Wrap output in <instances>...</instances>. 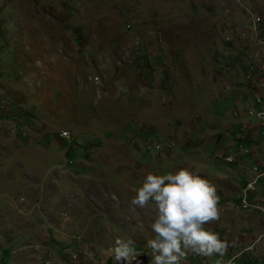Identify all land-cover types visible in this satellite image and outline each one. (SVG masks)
<instances>
[{"label": "rangeland", "instance_id": "rangeland-1", "mask_svg": "<svg viewBox=\"0 0 264 264\" xmlns=\"http://www.w3.org/2000/svg\"><path fill=\"white\" fill-rule=\"evenodd\" d=\"M246 108L264 111V0H0V117L19 120L0 123V264H117V237L149 264L154 204L130 200L179 168L215 187L203 227L227 245L180 264H264Z\"/></svg>", "mask_w": 264, "mask_h": 264}, {"label": "clouds", "instance_id": "clouds-1", "mask_svg": "<svg viewBox=\"0 0 264 264\" xmlns=\"http://www.w3.org/2000/svg\"><path fill=\"white\" fill-rule=\"evenodd\" d=\"M60 138L69 139V135L64 138L60 134ZM134 192L131 205L143 208L149 200L154 204L155 215L150 223L153 236L146 240L151 250L149 264H180L186 250L223 256L225 241L203 227L218 218L216 189L207 180L187 168L163 175L147 173ZM131 244L130 239L115 238L110 252L117 264L136 260Z\"/></svg>", "mask_w": 264, "mask_h": 264}, {"label": "built area", "instance_id": "built-area-1", "mask_svg": "<svg viewBox=\"0 0 264 264\" xmlns=\"http://www.w3.org/2000/svg\"><path fill=\"white\" fill-rule=\"evenodd\" d=\"M250 58H254V56L250 57ZM251 100H260V97L253 96V98ZM246 112L248 114V117H262L264 116V113H261V110H249V108H246ZM255 137L259 138L260 140L264 141V127H258L257 132L255 133ZM61 136L66 138L68 137V133L63 132L61 133ZM241 150V154L244 155L245 157H247L248 160V170H249V177L251 178V181H248L242 191V194L240 195V202L239 205L241 207V205H248V210L251 209V204L250 202L247 200V194L248 191H250L253 186L258 182V180L260 179H264V163L263 164H257V165H250V156L253 155L254 153V144L253 143H249L248 145L245 144L243 146L240 147ZM256 154V153H255ZM229 161H233L232 158H230Z\"/></svg>", "mask_w": 264, "mask_h": 264}, {"label": "crops", "instance_id": "crops-1", "mask_svg": "<svg viewBox=\"0 0 264 264\" xmlns=\"http://www.w3.org/2000/svg\"><path fill=\"white\" fill-rule=\"evenodd\" d=\"M4 83V82H3ZM4 117H0V123H9V122H12V121H16V122H18L19 120H13V119H11V118H7V117H5L6 119H3ZM254 121L257 123V125L259 126V122L256 120V119H254ZM12 124H13V122H12ZM12 126V125H11ZM13 127V126H12ZM250 140L251 141H254L255 139H254V137L252 136L251 138H250ZM257 140H259V141H257ZM262 140H260L259 138H257L256 139V142H251V143H253L254 144V146L255 147H257V145H258V142H261ZM264 142V141H263ZM259 148L257 147V150H258ZM254 151H255V153H256V155H252V156H257V159H258V157H260L259 156V154L260 153H258V152H256V150L254 149ZM261 153H263L262 151H260ZM258 153V154H257ZM252 159V158H251Z\"/></svg>", "mask_w": 264, "mask_h": 264}, {"label": "bare ground", "instance_id": "bare-ground-1", "mask_svg": "<svg viewBox=\"0 0 264 264\" xmlns=\"http://www.w3.org/2000/svg\"><path fill=\"white\" fill-rule=\"evenodd\" d=\"M253 106H256V104H252L250 107H253ZM249 107V108H250ZM263 107V106H262ZM261 107V108H262ZM261 113H264V111H261ZM254 118V117H253ZM259 120H261L262 122H263V127H264V116H262V117H257ZM256 119V118H255ZM257 120V119H256ZM259 120H257L258 122H259ZM259 126H260V122H259ZM243 208H244V210H248V205H243Z\"/></svg>", "mask_w": 264, "mask_h": 264}, {"label": "trees", "instance_id": "trees-1", "mask_svg": "<svg viewBox=\"0 0 264 264\" xmlns=\"http://www.w3.org/2000/svg\"><path fill=\"white\" fill-rule=\"evenodd\" d=\"M3 254L6 256L7 253L5 252V253H3Z\"/></svg>", "mask_w": 264, "mask_h": 264}]
</instances>
